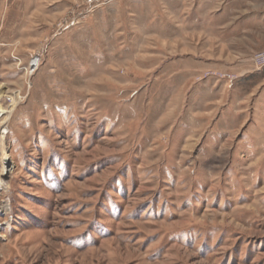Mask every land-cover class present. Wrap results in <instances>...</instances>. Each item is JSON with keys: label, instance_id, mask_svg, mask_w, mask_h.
<instances>
[{"label": "rangeland", "instance_id": "374dc122", "mask_svg": "<svg viewBox=\"0 0 264 264\" xmlns=\"http://www.w3.org/2000/svg\"><path fill=\"white\" fill-rule=\"evenodd\" d=\"M262 50L264 0H0V264H264Z\"/></svg>", "mask_w": 264, "mask_h": 264}, {"label": "built area", "instance_id": "2783aa9c", "mask_svg": "<svg viewBox=\"0 0 264 264\" xmlns=\"http://www.w3.org/2000/svg\"><path fill=\"white\" fill-rule=\"evenodd\" d=\"M252 62L256 66V68H264V50L256 53L252 57ZM32 67H36V65H31Z\"/></svg>", "mask_w": 264, "mask_h": 264}, {"label": "bare ground", "instance_id": "6f19581e", "mask_svg": "<svg viewBox=\"0 0 264 264\" xmlns=\"http://www.w3.org/2000/svg\"><path fill=\"white\" fill-rule=\"evenodd\" d=\"M15 105H16V99H12V103L10 104L11 108L8 109V112L3 113L5 115V116H3V120L1 119L3 114L1 113L2 110L0 109V126H2L5 123L6 119L9 116L10 111H12V109L15 107ZM0 129H1V134H4L5 130L2 131V128H0Z\"/></svg>", "mask_w": 264, "mask_h": 264}, {"label": "crops", "instance_id": "0c3cea01", "mask_svg": "<svg viewBox=\"0 0 264 264\" xmlns=\"http://www.w3.org/2000/svg\"><path fill=\"white\" fill-rule=\"evenodd\" d=\"M259 70H260V72H264V68H261ZM260 72L258 74H255V75H257V76L260 75L261 74ZM259 88H261V90H263L264 89V84L263 85H260Z\"/></svg>", "mask_w": 264, "mask_h": 264}]
</instances>
